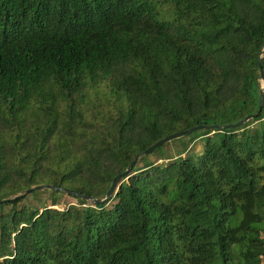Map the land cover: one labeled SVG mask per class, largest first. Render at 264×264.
I'll list each match as a JSON object with an SVG mask.
<instances>
[{
  "label": "trees",
  "instance_id": "1",
  "mask_svg": "<svg viewBox=\"0 0 264 264\" xmlns=\"http://www.w3.org/2000/svg\"><path fill=\"white\" fill-rule=\"evenodd\" d=\"M263 43L264 0H0V264H261L264 92L102 205L22 193L104 198L256 113Z\"/></svg>",
  "mask_w": 264,
  "mask_h": 264
},
{
  "label": "water",
  "instance_id": "2",
  "mask_svg": "<svg viewBox=\"0 0 264 264\" xmlns=\"http://www.w3.org/2000/svg\"><path fill=\"white\" fill-rule=\"evenodd\" d=\"M263 49H264V43H263ZM262 56L258 59L257 62V66H258V70H259V74H260V80L262 81L263 85L260 88V97H259V108L257 110L256 113L252 114V115H248L246 117H244L242 120L238 121L235 124H231V125H227V126H220V125H214V126H196V127H192L190 129L184 130V131H180L177 133H173L168 135L167 137H164L160 140H158L157 142H155L153 145H151L150 147H148L146 150L140 152L135 159L128 165V167L120 174L116 175L111 182V185L109 187V189L106 192V195L104 198H100V199H94L91 198L87 195H83L77 192H73L69 189H65V188H57L54 187L52 185H40V186H35L33 188L27 189L25 190L22 195H27L32 193L35 190H41V189H49V190H55V191H62L63 193H65L66 195L72 196V197H76V198H80L82 200H87L90 203H92L93 205H102L103 203L109 201V199L111 198L112 194L115 193L118 189V184L122 181V180H127L130 177V172L133 170V168L135 167L137 158L139 156H145L148 155L150 153H152L153 150H155L156 148L160 147L161 145L170 142L173 139L176 138H180L184 135H189L190 133L197 131L201 128H204L206 130H221L223 129H228V128H237L242 126L245 122L257 118L261 112L262 109V105H263V92H264V70L262 68ZM2 202L0 201V204Z\"/></svg>",
  "mask_w": 264,
  "mask_h": 264
},
{
  "label": "rangeland",
  "instance_id": "3",
  "mask_svg": "<svg viewBox=\"0 0 264 264\" xmlns=\"http://www.w3.org/2000/svg\"><path fill=\"white\" fill-rule=\"evenodd\" d=\"M264 49H262L263 51ZM263 83L262 81L260 80V88L262 87ZM190 153H195L197 155L201 154L202 152V142L199 140V141H196L195 143H193L190 147V150H189ZM76 203V200H74L73 198H67L66 199V203H62V204H59L57 206H55V208H58V209H61V208H64L65 206H67L68 204L72 205V204H75ZM110 205H107L106 208H109ZM264 236V234H262ZM261 264H264V256L262 257V260H261Z\"/></svg>",
  "mask_w": 264,
  "mask_h": 264
}]
</instances>
